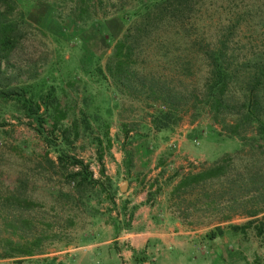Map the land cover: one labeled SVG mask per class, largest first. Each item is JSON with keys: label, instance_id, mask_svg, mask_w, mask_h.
<instances>
[{"label": "rangeland", "instance_id": "rangeland-1", "mask_svg": "<svg viewBox=\"0 0 264 264\" xmlns=\"http://www.w3.org/2000/svg\"><path fill=\"white\" fill-rule=\"evenodd\" d=\"M29 8L24 9L30 11L24 19L27 34L12 53L6 65L7 73L18 70L24 73L22 79L32 76L33 80L28 81L32 84L47 81V85L56 86L58 99L68 109L65 124L74 119L79 122V137L69 153L89 163L96 179H100V165L95 139L104 141L102 147H105L103 133H107L111 147L102 153L101 163L113 183V195L106 197L99 187L82 197L76 194L66 184L64 174L45 163L46 147L27 119L10 104L0 101V195L13 192L20 180L25 183V190L20 192L37 204L30 210L14 209L21 210L18 220L0 219V252L4 241L17 243L21 234L36 235L39 240L35 243L41 244L32 256L14 255L0 259V264H264V240L256 237L253 228L245 233L230 228L250 219L243 211H264V142L253 139L250 130L241 133L243 138L231 137L204 112L195 120L190 113L184 114L171 132H155L151 115L156 106L151 108L117 96L88 77L95 65L104 67L111 52L106 35H96L90 28L75 32L65 20V14L50 9L40 18L39 8ZM237 15H243L242 21L232 29L230 47L239 56L263 51L264 0L207 1L197 12L195 30L191 32L199 34L202 29L207 42L214 43L228 25H234ZM111 29L115 37H120L124 26L115 22ZM196 68L200 69V64ZM63 73L67 75L62 85L60 74ZM70 82L74 84L69 85ZM90 94L96 98L84 110L90 124L87 129L79 110L83 96ZM102 102L111 115L102 109ZM95 116L100 118V123L95 122ZM125 130L129 132V140L124 138ZM123 142L133 153V164L128 171L122 166ZM225 154L233 156V171L251 177L260 175L261 185L247 181L241 191L237 187L231 191L228 183L214 185L217 204L212 206H204L206 200L199 190L188 192L180 200L172 195L179 180L176 175L210 166ZM48 156L55 159L52 151ZM119 161V174L115 178ZM123 182H126L125 190L120 191ZM257 186L262 192L255 191ZM222 193L224 197L219 199ZM231 196L243 204H228L226 201ZM144 203L149 207L139 214L138 208ZM113 220L118 223V230L113 227ZM144 221L149 222L151 230L165 233L176 224L175 231L180 233L179 242L183 244L175 262L169 254L158 257V245L132 254L129 240H120L125 232ZM8 225L17 228V235L11 234ZM216 227L223 229V235L208 242L206 234ZM89 244L97 245L95 252L89 250ZM75 249L89 252L81 256ZM7 250L13 252L16 248L9 245ZM170 253L178 255L175 250ZM51 254L55 255L51 257Z\"/></svg>", "mask_w": 264, "mask_h": 264}, {"label": "trees", "instance_id": "trees-1", "mask_svg": "<svg viewBox=\"0 0 264 264\" xmlns=\"http://www.w3.org/2000/svg\"><path fill=\"white\" fill-rule=\"evenodd\" d=\"M207 1L211 0H0V101L10 104L23 119H27V124L46 147L45 163L50 169L64 174L66 184L72 186L76 194L82 197L99 187L106 197L113 195V183L105 175L101 163L102 153L110 149L111 142L105 131V147H102L104 141L95 139L100 165V179H96L89 163L69 153L79 137V122L74 119L65 124L68 109L58 99L56 86L47 85V81L32 84L28 82L33 80L32 76L22 79L24 73L18 70L7 73L6 65L12 53L27 34L24 19L30 11L24 10L25 7L39 8L40 18L50 9L63 13L75 32L90 28L96 35H106L111 52L104 67L95 65L88 77L117 96L142 102L151 108L156 106L151 115L155 132H171L184 114L190 113L195 120L204 112L229 136L243 138L241 133L250 130L253 139L264 142V50L239 56L230 47L232 29L241 24L243 15H237L234 25H228L214 43L207 42L202 29L199 34H193L195 16ZM115 22L124 26L120 37L111 33ZM95 61H98L97 57ZM199 64L200 69L196 68ZM66 75L60 74V84H65ZM72 84L74 82L69 83ZM95 98L92 94L85 95L81 101L80 119L87 129L90 124L84 110ZM100 105L109 115L110 109L103 102ZM94 120L101 121L98 116ZM128 136L129 132L125 130V140L130 139ZM121 147L122 166L128 171L133 164V153L125 148L124 142ZM50 151L55 154V159L49 158ZM233 167V156L225 154L210 166L178 174L172 195L180 200L188 192L199 190L206 200L204 206H212L217 204L214 185L228 183L231 191L234 187L243 190L247 181L261 185L260 175L251 177L245 172L233 171ZM17 186L13 192L0 195V219L4 221L12 222L21 215V210L14 209L30 210L37 205L20 192L25 190L23 181L19 180ZM259 186L255 191L262 192ZM223 197V193L218 196L219 199ZM226 202L243 204L236 196ZM243 215L250 219L241 226H230L231 230L245 233L253 228L256 237L264 240V211L248 210L243 211ZM112 225L118 230L116 220ZM7 227L12 228L11 234L17 235V228ZM222 235L223 229L216 227L205 237L208 242H213ZM37 237L21 234L17 243L4 241L0 259L34 255L41 247L40 243H35L39 240ZM9 245L15 246L16 251L7 250Z\"/></svg>", "mask_w": 264, "mask_h": 264}, {"label": "crops", "instance_id": "crops-1", "mask_svg": "<svg viewBox=\"0 0 264 264\" xmlns=\"http://www.w3.org/2000/svg\"><path fill=\"white\" fill-rule=\"evenodd\" d=\"M120 165V161L119 164L116 165V171H114V175L115 178L118 176L119 174V167ZM149 207V204H143L140 205L138 208V212L140 213H144L147 210V207ZM136 216V214H135ZM138 220L137 222H139V217H137ZM134 224V222L132 223ZM146 224V225H144ZM149 222H145L140 224V225H134V227L130 230L125 232V234H123V237L120 240H129L130 242V246H131V252L132 254H136L139 250H148L151 246L153 245H158L157 246V250H159V255L158 257L161 256H165L166 254H169V256L171 257L172 261L175 262L176 258L179 256L180 254V246H182L183 243L179 242L181 241L180 233L176 232L175 230L177 229L176 224L171 226L170 228V232H157V231H153L149 228L148 226ZM97 245H88V247L90 248L89 250L95 252L96 249L98 247H96ZM88 249H86L85 252L80 251L75 249V252H81V256L84 255V253H88L89 251H87ZM175 250L178 255H173L170 253V251ZM126 253V252H125ZM55 254H51L49 256H54ZM58 261L61 259H57Z\"/></svg>", "mask_w": 264, "mask_h": 264}, {"label": "water", "instance_id": "water-1", "mask_svg": "<svg viewBox=\"0 0 264 264\" xmlns=\"http://www.w3.org/2000/svg\"><path fill=\"white\" fill-rule=\"evenodd\" d=\"M126 186V182H123L122 185L120 186V191H124Z\"/></svg>", "mask_w": 264, "mask_h": 264}]
</instances>
